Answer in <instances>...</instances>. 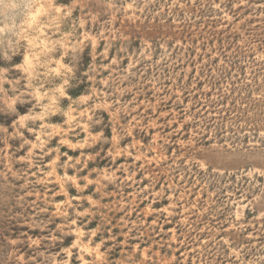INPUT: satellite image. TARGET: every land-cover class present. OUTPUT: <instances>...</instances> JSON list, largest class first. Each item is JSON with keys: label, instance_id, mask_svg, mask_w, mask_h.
Here are the masks:
<instances>
[{"label": "rangeland", "instance_id": "1", "mask_svg": "<svg viewBox=\"0 0 264 264\" xmlns=\"http://www.w3.org/2000/svg\"><path fill=\"white\" fill-rule=\"evenodd\" d=\"M57 2L70 73L0 61V264H264V0Z\"/></svg>", "mask_w": 264, "mask_h": 264}, {"label": "clouds", "instance_id": "2", "mask_svg": "<svg viewBox=\"0 0 264 264\" xmlns=\"http://www.w3.org/2000/svg\"><path fill=\"white\" fill-rule=\"evenodd\" d=\"M72 14V6L60 5L57 0H0V61L10 63L20 56L25 63L31 62L37 70H43L45 82L49 76L62 79L58 76L61 69L70 73L63 64L65 56L80 48V44H75L69 49V34L64 31V24ZM58 51L61 55L57 59ZM7 71L0 68V96L6 103L9 98L4 85L15 91L19 83L8 80Z\"/></svg>", "mask_w": 264, "mask_h": 264}]
</instances>
